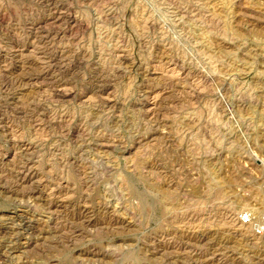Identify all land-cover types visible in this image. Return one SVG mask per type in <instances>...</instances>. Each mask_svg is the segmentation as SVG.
Returning a JSON list of instances; mask_svg holds the SVG:
<instances>
[{"label":"rangeland","instance_id":"rangeland-1","mask_svg":"<svg viewBox=\"0 0 264 264\" xmlns=\"http://www.w3.org/2000/svg\"><path fill=\"white\" fill-rule=\"evenodd\" d=\"M0 264H264V0H0Z\"/></svg>","mask_w":264,"mask_h":264},{"label":"built area","instance_id":"built-area-1","mask_svg":"<svg viewBox=\"0 0 264 264\" xmlns=\"http://www.w3.org/2000/svg\"><path fill=\"white\" fill-rule=\"evenodd\" d=\"M238 220H239L240 222H242L243 224L249 222V220H248V216H247V214H245V213L239 214V216H238ZM254 232H255V234H258V235H261V234H262V232H263V227L261 226L260 223L254 225Z\"/></svg>","mask_w":264,"mask_h":264}]
</instances>
